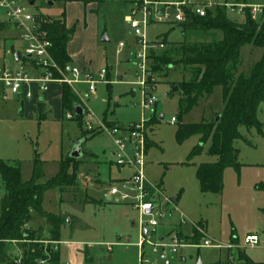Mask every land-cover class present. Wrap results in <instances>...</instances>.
Instances as JSON below:
<instances>
[{
	"label": "rangeland",
	"instance_id": "rangeland-1",
	"mask_svg": "<svg viewBox=\"0 0 264 264\" xmlns=\"http://www.w3.org/2000/svg\"><path fill=\"white\" fill-rule=\"evenodd\" d=\"M29 1L33 4L28 5V9L42 17H57L66 12L67 24L72 19H85V23L80 22V25L86 24L84 29L89 31L86 34L79 33V26L76 28L72 52L89 68L94 79L98 78L101 70H105V75L104 82L97 83L93 93H87L85 84L76 85L77 105L85 112L88 109L107 127L112 124L128 126L143 118H150L147 124L150 146L146 153L145 173L150 183L159 186L163 195L174 200L176 205V209L168 215L170 206L158 197L157 202L166 207L162 210L164 216L154 229L155 239L177 234L184 242L196 245L202 243V235H205L215 242L230 244L234 233L238 239L233 243L230 255L227 249L187 248L180 250L185 257L184 264H196L198 259L202 264H225L229 256L238 263V250H243L256 262H264V103L259 105L257 111L262 134L254 128L239 129L242 138L234 145L239 151L240 169H224L220 194L202 193L195 177V167L200 163H212L216 160L207 153L210 141L207 140L200 154L191 158L187 164L188 154L198 144L199 136L193 135L178 143L175 133L180 122L189 124L215 120L224 108L221 87H214L208 98L199 99L180 121L179 100L182 93L173 89L174 86L178 88L177 83L186 80L187 76L183 78L178 70L170 69L154 73L148 61L145 92L147 96L152 95L156 102L143 111L142 89L138 85L140 73L135 65L138 62L135 60L138 45L134 42L130 45L131 48L117 52L119 43L126 41L123 38L130 36L124 18L135 7L134 0H27L24 5L27 6ZM219 1L264 4V0ZM229 18L240 23L244 21V15L230 13ZM96 26L99 30L104 29L108 43H91L90 32ZM164 35L166 41L171 43L184 39L179 28H171L168 24L152 23L146 30L148 41L161 40ZM200 38L199 31L186 32L188 41ZM10 43V38H0V56L4 47ZM15 49L20 50L19 43L15 45ZM159 53L160 50H156L154 55ZM260 53L259 49L246 47L242 52L240 70L246 73L259 59ZM1 62L2 60L0 65ZM29 65L30 70H42L33 62ZM74 66L78 68L76 64ZM20 110L21 104L16 101H0V160L19 164L23 181L31 176L35 156L43 164L42 182L65 170L70 175L61 185L46 191L43 196L45 209L66 219L57 247L60 253L58 264H138V250L133 244L139 240V211L128 203L106 202L102 198L105 189L109 187L121 190L119 182H113L109 186L92 184L86 190L87 196L98 200L100 198L99 202H88L81 196V191L75 188L76 176L87 174L97 166L98 169L110 170L112 178L125 177L130 172L128 168L118 172L114 157L110 156L113 147L111 138L105 133L87 131L85 115L75 117L72 111H68L62 119H58L56 106L53 107L52 118L39 123L29 117L26 107L23 114L19 113ZM67 113L72 114V118L68 119ZM171 118H176L177 122L171 123ZM77 139L83 141L84 155L79 161L69 157L70 149ZM3 195L4 187L0 179V213ZM195 226L201 227L203 234L195 236ZM31 227L35 228L33 224ZM247 233L259 236L258 245H243L242 241ZM127 243L132 245L127 246ZM170 264H178V259L172 260Z\"/></svg>",
	"mask_w": 264,
	"mask_h": 264
},
{
	"label": "trees",
	"instance_id": "trees-1",
	"mask_svg": "<svg viewBox=\"0 0 264 264\" xmlns=\"http://www.w3.org/2000/svg\"><path fill=\"white\" fill-rule=\"evenodd\" d=\"M41 27L52 42V59L60 68L65 67L69 62L65 48L73 30L65 28L64 14L59 17L43 16ZM174 27L182 31L184 39L171 43L166 41L164 35L160 40L165 44L164 48L160 49L158 55H154L155 51L150 52L149 67L154 73L170 69L178 70L183 78L187 76L186 80L177 83L178 90L182 93L179 100L180 121L199 99L208 98L214 87H221L224 108L218 121L189 124L180 122L175 133L178 143L193 135L199 136L198 144L188 154L187 164L191 158L200 154L204 143L210 141L207 153L216 160L196 165L195 177L200 192L220 194L224 169H240L239 151L234 145L242 138L239 129L254 128L262 134L257 111L259 105L264 103V19L253 20L246 9L244 21L240 23L229 18L224 6H217L214 12L208 11L204 17L189 15L186 23L171 26ZM187 31H199L201 38L188 41ZM246 47L259 49L261 53L259 59L244 73L240 70V65L242 52ZM77 102V95L69 86L63 85V114L72 111ZM41 117L42 108L39 106V121ZM149 146L150 142L147 148ZM43 175V164L36 156L31 176L25 181L21 179L19 164L0 160V179L4 187L0 213V264H14L15 261L19 264L59 262V252L53 251L51 245L60 242V231L66 219L59 214L47 212L43 208V196L46 191L61 185L70 175L65 170L42 182ZM200 228L195 226V236ZM44 242H47L46 245ZM15 249L19 251V256L14 255ZM242 259L244 264H264L244 257ZM84 260L86 262V257Z\"/></svg>",
	"mask_w": 264,
	"mask_h": 264
},
{
	"label": "built area",
	"instance_id": "built-area-1",
	"mask_svg": "<svg viewBox=\"0 0 264 264\" xmlns=\"http://www.w3.org/2000/svg\"><path fill=\"white\" fill-rule=\"evenodd\" d=\"M26 1L0 0V35L2 28H9L14 31L23 44L22 56L24 59H28V62L21 64L16 69L0 68V86L2 89L25 99L33 97L32 86L39 92L45 93L53 83L69 86L77 97V84H85L87 93H93L97 83L104 82L105 70H101L98 78L94 79L92 73L83 71L76 66L66 65L60 68L51 57L52 42L47 37L46 31L41 27L42 16L31 12L28 9L30 1L25 6L24 2ZM134 4L135 7L130 10L124 19L131 31L134 42L138 45V50L135 53V60H138V62L135 65L140 73L138 75V85L142 89L143 101L141 105L143 111L148 110L156 102L152 95L147 96L145 92V88H147L145 84L146 63L149 61L151 51L163 49L165 45L160 40H147L146 30L149 24L161 23L180 26L187 22L189 15L204 17L208 11L214 12L217 6H224L229 14L238 15H245V10L248 9L253 20L264 19V4L247 5L219 0H174L170 2L164 0H134ZM118 47L117 52L119 53L124 47V42H120ZM30 62H33L42 70L36 72L35 75L30 74ZM83 115L86 118L84 123L87 131L105 133L111 138L114 147L115 165L118 168H128L130 170L128 176L119 182L121 190L109 187L106 197L109 201L128 203L140 213L139 240L135 243L138 250V264H156L157 262L170 264L175 259H178V264H184L185 257L181 255L180 250L191 247L192 245L189 242H184L177 234H173L168 238L160 237L156 239L153 235L155 227L159 225V219L164 216L162 210L166 207V205L157 202L158 197H161L164 203L170 206L168 215L176 209V206L174 201L163 195L159 186L150 183L145 173V159L149 142L147 124L150 118H143L140 122L128 126L112 124V126L107 127L97 120L88 109L83 112ZM66 117L70 119L72 114L67 113ZM170 122L174 123L175 118H171ZM151 190L153 194H151ZM199 233L203 234L201 228ZM202 236V243L198 245L200 247L216 249H231L234 247L232 243L221 244L207 238L205 235ZM242 242L246 247L255 246L258 243V236L246 235ZM46 243L44 242L45 245ZM58 245L59 243H52V250L56 251ZM43 263L44 261H39V264ZM225 264L241 263L234 262L233 258L229 256Z\"/></svg>",
	"mask_w": 264,
	"mask_h": 264
},
{
	"label": "crops",
	"instance_id": "crops-1",
	"mask_svg": "<svg viewBox=\"0 0 264 264\" xmlns=\"http://www.w3.org/2000/svg\"><path fill=\"white\" fill-rule=\"evenodd\" d=\"M69 5H70V3H69ZM128 10H130V9L128 8ZM63 14H64L65 28L67 30H70V29L73 30V34H72L70 40L67 42L66 48H65L66 49V54H67V56L69 58V62H68L67 65L74 66V64H76L79 69L89 72V68L85 67V65L83 63H81L80 60H78V58H77L78 55L76 53L72 52V46L74 45V42H75V39H76V34H77V29L76 28L79 26V29H78L79 33L86 34L87 31H89L87 29H84V28H86V24H84V26H81L82 24L80 22L85 23V19H83V21H79L78 19L77 20L76 19H72L70 24H67L66 23V12H63ZM57 17H59V16H57ZM73 20H75V21H73ZM127 29L129 30V28H127ZM104 34H105L104 33V29L99 30L97 28V26H96L90 32V41H91V43H93L95 45L98 42L101 43V38L103 37ZM129 35L130 36L128 38H123V39L126 40V41H124L123 49L131 48L130 45L134 44V38H133V36L131 34V31H130ZM1 37L3 38V40H5L6 38H10L11 43H10V45L5 46L6 48L4 47L3 54L0 56V60H2L0 68L1 67H6L8 69H16L21 64L27 62L26 59H24L23 56H22L23 44L20 42V40L18 39V37H17V35H16V33L14 31H12L9 28L2 29L0 38ZM18 43L20 44V50L15 49V45L18 44ZM101 44H105V43H101ZM16 52L19 53V57H18L17 61L14 58V54ZM29 72L31 74H33V75L36 74V71H34V70H30L29 69ZM62 88H63V85L54 84L53 83V84L50 85L49 89L45 93H41L36 88H34V86H32L31 89L33 91V97H31L29 99H25V98H22L21 96H17L15 94L11 93L10 91L3 90L2 87L0 86V101L12 100V101H16V102L20 103L21 104V110L19 111V113L23 114L24 113V107H26L28 109L29 117L30 118H34L36 120V122H38V123L43 121V120L52 118L53 107L56 106L57 107V112H58V119H62L63 116H65V114H63L62 108H61ZM75 105H77V104H75ZM39 106L42 108V117H41L40 121L38 120V107ZM72 112H73V109H72ZM73 115H74V113H73ZM75 117H80V116H75ZM78 141H82V140L77 139L76 142H78ZM76 142H74V144ZM112 146H113V143H112ZM82 148H83V141H82V146H81L82 155L79 158H77L76 161L77 160L79 161L84 155V152H83ZM71 149H70V152H71ZM147 150H148V148H147ZM113 153H114V147H112V150L110 152V156L112 158H113ZM92 155H94V154H92ZM94 156H96V155H94ZM123 170H125V169L118 168V172H121ZM128 174H127V176H128ZM125 177L124 176H120V177H117V178H112V176L110 175V170L105 171L104 169H98V166H97L94 169L90 170L87 174L76 176L75 188H78L81 191V196L83 195V199L86 198L88 202H99V201H101L100 198L98 200L96 198L87 196V194H86V190L88 188H91L92 184H97L99 186H104V185L109 186L113 182H120L121 179H123ZM107 189H105L104 193L102 194V198L106 202H111L106 197ZM43 208L45 209L44 203H43ZM246 235H256V236H258L256 233H247V234H245V236ZM237 239L238 238H237L236 234L232 233V235H231V241L232 242L231 243L233 244L235 241H237ZM258 243H259V236H258ZM258 243H257V245H258ZM129 245H132V244L127 243V246H129ZM133 245H134V247H136L135 244H133ZM198 245L199 244L192 245L189 248L200 247ZM237 248L240 249L239 247H237ZM185 249H187V248H185ZM231 249H227L229 251V255H230V250ZM219 250H221V249H219ZM57 251L59 252V248L57 249ZM13 253H14V255H18V256L20 254L17 249H15L13 251ZM240 256H243L244 258H248V259L252 260L253 262H256L253 259L249 258L244 253L243 250H238V262L241 263V264H244V259H242L243 257H240ZM84 257L85 256L83 255V260H84ZM59 259H60V253H59ZM256 263H263V262H256ZM16 264H19V263H16ZM43 264H45V263H43Z\"/></svg>",
	"mask_w": 264,
	"mask_h": 264
},
{
	"label": "water",
	"instance_id": "water-1",
	"mask_svg": "<svg viewBox=\"0 0 264 264\" xmlns=\"http://www.w3.org/2000/svg\"><path fill=\"white\" fill-rule=\"evenodd\" d=\"M32 3H33V2L31 1V2H30V5H32ZM108 41H109V40H108L107 36L104 34L103 37L101 38V43H107ZM18 57H19V53L16 52V53L14 54V58H15L16 61L18 60ZM176 90H178V88H177V86H174L173 91H176ZM83 112H84V110H83V108H82L80 105H75V106H74V108H73V113H74L75 116H81V115H83ZM160 118L162 119V116H161ZM218 119H219V116H217V117L215 118V122L218 121ZM81 146H82V141H78V142H76V143L73 145L72 149H71V152H70V154H69V157H70V158H73V159H77V158H79V157L82 155V153H81ZM152 199H153V198H152ZM196 264H202V263H201V260L198 259L197 262H196Z\"/></svg>",
	"mask_w": 264,
	"mask_h": 264
}]
</instances>
